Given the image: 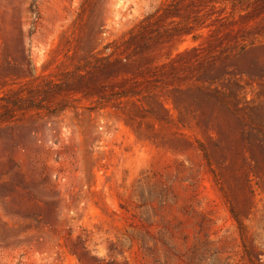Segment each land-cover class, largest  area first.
Listing matches in <instances>:
<instances>
[{
    "label": "rangeland",
    "instance_id": "obj_1",
    "mask_svg": "<svg viewBox=\"0 0 264 264\" xmlns=\"http://www.w3.org/2000/svg\"><path fill=\"white\" fill-rule=\"evenodd\" d=\"M263 6L0 0V264H264Z\"/></svg>",
    "mask_w": 264,
    "mask_h": 264
},
{
    "label": "trees",
    "instance_id": "obj_2",
    "mask_svg": "<svg viewBox=\"0 0 264 264\" xmlns=\"http://www.w3.org/2000/svg\"><path fill=\"white\" fill-rule=\"evenodd\" d=\"M263 5H264V0H263ZM263 8H264V6H263ZM149 41H150V39L149 40H146V42L144 41V43L138 47L137 52H141V51L145 50L146 47H147V45H148V42ZM253 44L254 43L251 42V43H248V44H245V45L239 47V52L244 55V53L247 52L246 50L248 48H250L251 46H253ZM22 50H23L21 52L22 60L28 66V65H30V63L27 60L28 59V55H25V50L24 49H22ZM126 59L128 60L129 57H127ZM100 61H102L101 62L102 65H103L102 67H109L110 66V61L109 60L102 59ZM259 62H260V60L255 58V59H251L250 61L243 62L241 65H238L236 63L235 67H236L237 71L240 74L245 75V76H249V75H253V74H256L257 73V69L259 67V65H258ZM122 63H124V62H122ZM122 65L125 66V65H128V64L127 63H124ZM114 96H116V97L117 96L122 97V96H125V93H118V94L112 95L111 97H114ZM260 151H261V153L263 155V158H264V151H263V149H260Z\"/></svg>",
    "mask_w": 264,
    "mask_h": 264
}]
</instances>
